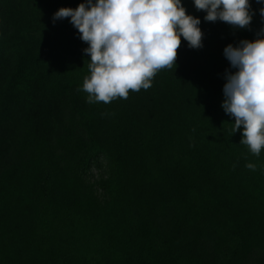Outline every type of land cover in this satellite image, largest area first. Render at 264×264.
Here are the masks:
<instances>
[{
  "label": "trees",
  "instance_id": "1",
  "mask_svg": "<svg viewBox=\"0 0 264 264\" xmlns=\"http://www.w3.org/2000/svg\"><path fill=\"white\" fill-rule=\"evenodd\" d=\"M0 0V264H264V148L221 107L228 44L264 28L200 19L172 69L88 103V44L61 7ZM256 165L255 170L246 167Z\"/></svg>",
  "mask_w": 264,
  "mask_h": 264
},
{
  "label": "clouds",
  "instance_id": "2",
  "mask_svg": "<svg viewBox=\"0 0 264 264\" xmlns=\"http://www.w3.org/2000/svg\"><path fill=\"white\" fill-rule=\"evenodd\" d=\"M194 5L206 13V21L243 29L252 20L249 0H194ZM259 11L264 17V7ZM63 18H70L88 44L89 75L82 85L88 103L108 104L127 99L130 91L149 89L157 72L175 65L181 36L190 48L202 47L201 21L186 13L181 0H86L53 15ZM223 52L237 71H225L221 107L234 117L232 133L242 126L240 143L259 156L264 148V35L228 44ZM246 167L254 171L256 165Z\"/></svg>",
  "mask_w": 264,
  "mask_h": 264
}]
</instances>
